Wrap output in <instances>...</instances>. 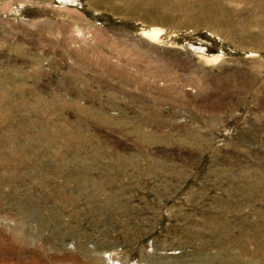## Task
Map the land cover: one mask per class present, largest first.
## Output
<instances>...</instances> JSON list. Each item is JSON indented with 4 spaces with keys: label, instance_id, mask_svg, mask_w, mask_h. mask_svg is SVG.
Wrapping results in <instances>:
<instances>
[{
    "label": "rangeland",
    "instance_id": "374dc122",
    "mask_svg": "<svg viewBox=\"0 0 264 264\" xmlns=\"http://www.w3.org/2000/svg\"><path fill=\"white\" fill-rule=\"evenodd\" d=\"M0 264H264V0H0Z\"/></svg>",
    "mask_w": 264,
    "mask_h": 264
}]
</instances>
